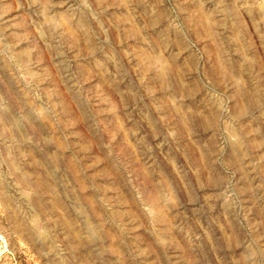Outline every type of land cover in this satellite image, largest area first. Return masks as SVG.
Listing matches in <instances>:
<instances>
[{"label":"rangeland","instance_id":"obj_1","mask_svg":"<svg viewBox=\"0 0 264 264\" xmlns=\"http://www.w3.org/2000/svg\"><path fill=\"white\" fill-rule=\"evenodd\" d=\"M0 264H264V0H0Z\"/></svg>","mask_w":264,"mask_h":264},{"label":"bare ground","instance_id":"obj_2","mask_svg":"<svg viewBox=\"0 0 264 264\" xmlns=\"http://www.w3.org/2000/svg\"><path fill=\"white\" fill-rule=\"evenodd\" d=\"M134 28V27H133ZM152 56V55H151ZM156 59V58H155ZM150 60V59H149ZM24 179V178H23Z\"/></svg>","mask_w":264,"mask_h":264}]
</instances>
